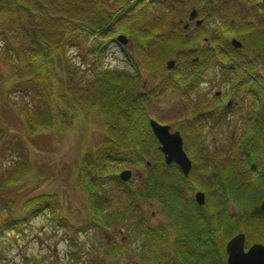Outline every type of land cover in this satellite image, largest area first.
<instances>
[{
  "label": "trees",
  "instance_id": "obj_1",
  "mask_svg": "<svg viewBox=\"0 0 264 264\" xmlns=\"http://www.w3.org/2000/svg\"><path fill=\"white\" fill-rule=\"evenodd\" d=\"M197 3V19L202 20V24H193L192 29L184 30L180 20L186 17V7L192 5L189 0H112L111 5L106 0H0V32L5 43L1 55L8 60L12 76L9 85L0 90V96L8 99L10 94L18 93L30 98L32 107H23L20 111L32 134L48 127L62 129L66 119H73L78 109L92 112L103 128L100 146L82 156L76 176L78 184L90 195L92 207L100 214L99 219L88 223L91 226L100 223L102 228L110 229L130 214L141 213L139 206L142 203L153 201L166 218V223L158 229L167 228L161 233L162 237L168 236L174 232V223L181 219L179 212H207L206 205L198 206L194 202L193 189L205 191L206 197L208 194L209 198L212 197V210L219 212L218 217L213 216V226L216 220L220 222L223 219L220 214L228 210L231 200L245 217H249L248 211H254L259 219L264 185L251 183L246 189L232 185V177L226 174L224 178L221 173L225 164L236 166L231 158L227 156L224 164H214L210 151L204 145L194 143L203 138L202 130L209 123L214 128L226 125L230 129L231 121L225 117L229 110L199 96L192 99V93L197 95L205 72L215 64L227 76L235 74L232 83L238 94L245 91L253 98L259 94V100L264 101V76L255 71L258 63H264V16H260L258 11L264 10V2L199 0ZM219 12L229 17L211 28L208 20ZM4 18L8 19L10 26L4 25ZM9 28L20 42L18 51L24 57L23 63L19 62L20 55V60L11 56L10 51L14 49L5 35ZM116 30L130 35L134 41L133 50L139 68L131 55L129 62L136 71L135 76L123 71H99L84 62L89 52L103 54L105 46L101 39ZM89 34L98 40L85 51V55L80 54L83 67L80 70L66 52L67 48L79 46L82 35ZM227 36L237 38L241 48H233ZM170 59L175 61V65L172 70H167L165 65ZM83 63L87 64L86 68ZM89 69L92 77L84 78L85 71ZM142 72L152 85L148 93L142 89ZM2 81L0 76V85ZM168 90L176 91L181 101L191 106L189 115L174 126V131H178L182 138L186 154L195 164L187 178L174 163H164L148 123L153 117L151 110L154 112L157 107L159 95ZM239 106V100L233 101L230 109L235 112ZM262 112V115L257 112L255 118L253 115V122L243 123L248 133L235 145L236 151L242 152L246 158L245 166L256 173L254 179L257 181L264 180L261 167L264 159ZM129 165L144 172L135 190L130 188L131 182L122 183L116 174ZM209 167L212 171L206 174L205 169ZM29 169L28 160L17 162L2 185L7 187L9 183L19 182ZM185 179L193 180L191 187L184 183ZM109 180L118 187L119 195L114 201L103 190ZM43 211L52 214L59 227L72 232L69 233L71 240L81 229H74L62 218L61 204L56 195L43 193L25 200L19 215L11 213L0 222V243L9 232L23 234L26 226ZM139 218L138 224L145 229L144 246L151 259L146 264H171L172 253L169 250L163 252L160 234L158 239V233L148 228L142 213ZM240 220V217L235 221L225 218V226L229 228L227 235L233 234L237 226L248 229L246 227L250 226L251 220L245 225ZM216 232L213 242L220 245L221 235L217 236ZM116 249H113V254H116ZM142 253H145L143 248ZM201 256L206 257L202 251ZM161 260H165L164 263H159Z\"/></svg>",
  "mask_w": 264,
  "mask_h": 264
},
{
  "label": "rangeland",
  "instance_id": "obj_2",
  "mask_svg": "<svg viewBox=\"0 0 264 264\" xmlns=\"http://www.w3.org/2000/svg\"><path fill=\"white\" fill-rule=\"evenodd\" d=\"M106 1L108 5H111L112 0ZM197 1L199 0H189V3L192 5L186 7V17L180 20L183 29L184 25H187L186 29H192L193 24L197 26L196 21L200 20L197 19V15L194 20L190 21L188 19L191 10H196L197 8ZM258 11L260 16H264V10ZM228 17L223 12H219L213 15L212 20H208L209 22L207 24L212 28L216 23H221L220 21L225 22ZM2 21L5 26H10L7 18L2 19ZM5 35L11 47L14 49V51H10L11 56L14 60H20V55L22 58L19 62L23 63L24 57L18 51L19 40L13 37L10 28L6 30ZM119 35L125 38L123 44L115 40L116 36ZM129 36L121 30L109 32L108 35L101 39L103 45L106 46V52L101 55L95 51L89 52V55L85 56L86 60L84 62L89 63L90 66H94L99 71H123L135 76L136 71L129 62V55H131L138 68L139 64H137L133 50L134 41ZM227 39L229 41L234 39L240 43L234 36H227ZM96 40H98V37L95 35H82L79 39L78 47L67 48L66 54L69 55L72 63L74 62L80 66V70L83 67H81L82 60L79 54L85 55V51L92 48ZM112 45L118 49V55H116L119 60L112 54ZM4 49L5 43L3 35L0 32V76L3 77L0 90H3L5 85L8 86L12 80L10 64L1 55ZM82 66L86 68L87 64L83 63ZM220 70L224 71L215 64L209 66V69L205 72V78L208 84L202 87L198 86V93L197 95L195 92L192 93V99L196 100L198 96L201 97L199 93L201 94L206 90L211 94L209 99L213 96L212 103L221 106L231 96V93L235 97V102L240 101V106L235 112H227L225 115L226 120L231 121V124L228 126L230 129H227L226 125L214 128L209 123L202 130L203 138L198 143L197 141L194 143L204 145L210 151L214 164L221 162L224 164L227 156L231 158L230 161H233L236 166L233 168L229 164H225V168L222 167L221 173L224 178H226V174L232 177L234 182L229 180V183H233L232 185L243 186L242 189H246L248 184L251 183L252 185H264V180L257 181L254 179L257 177L256 173L250 167L245 166L246 158L242 156V152H237L235 147L236 144L240 143V139L245 138L248 133L244 124L253 122L251 118L257 112L260 115L263 114L264 101L259 100V94L254 97L257 101L245 91L238 94L237 89L233 87L232 83L235 80V74H228V78H232L229 82H224L221 80L222 77L220 75L222 74ZM255 71H257L259 76H264V63H258ZM80 73L82 72L80 71ZM84 74V78L92 77L90 69L85 71ZM142 76V89L148 93L152 88L151 82L143 72ZM215 92L221 93V97H215L213 95ZM158 99L157 107L154 112L151 110L150 113L153 116L152 119L160 124L168 125L170 132H173L175 124L182 122L189 115L191 106L181 101L177 92L173 90L163 92L159 95ZM23 107L28 109L32 107V102L29 97L22 96L18 93L10 94L8 99L0 96V222L11 215V213L13 215H19L21 213L22 203L25 200L35 195L46 193L54 194L59 199L62 218L74 229H81L72 237L73 240H71L69 239V233L72 232H68L59 227L54 220L55 217L48 211H43L26 226L23 234L7 233L5 239L0 243V264H144L143 259L145 264L150 263V254L144 246L145 235L143 234L145 229L138 224L140 221L139 215L141 213L144 215L145 223L149 229L158 233V239L159 234L161 238L162 233L167 229H162V227L158 229L160 225L166 222V218L162 214L160 207L153 201L142 203L139 206L141 213L134 212L130 214L127 219L120 220L110 229L102 228L100 223H98L99 225L95 223L93 226L88 224L91 220L95 221V219H99L100 214L92 207L89 199L90 195L78 184L76 176L82 156L86 152L96 150L101 144L103 128L94 119L95 117L92 112L87 113L84 110L78 109L73 119H66V125L62 129L61 127H48L32 134L20 111ZM249 114L250 121H247ZM231 132L234 133L233 138L230 134ZM182 147L184 150V144ZM190 147L192 150L194 149L193 145ZM195 157L196 159L198 158L196 154ZM26 160H28L30 169L24 179L16 183H9L7 187L5 184L2 185L16 163ZM189 160L191 162V169L185 178L195 168V164L192 163L190 158ZM262 163H264V159ZM150 166L148 164V167ZM126 169L130 170L132 175L124 183L131 182L130 188L135 190L140 182L139 180L144 176V172L140 168L136 169L131 165L122 170ZM122 170L116 174L118 175ZM210 171H212V167L205 169L206 174H209ZM226 171H229V173H226ZM191 180L185 179L184 183L186 182L191 187ZM194 184L197 186L196 182ZM207 187L209 186L205 188ZM103 190L111 195L112 201L116 200L119 195L118 187L113 180L107 181L103 186ZM242 191L246 192L245 190ZM197 192L203 193L204 204L202 206L206 205L207 212L210 216L207 219L214 224L213 216H217L219 212L212 210V197L209 198V194L206 197L205 191L196 189L191 191L192 196ZM231 201L228 210L220 214V217L223 219L220 222L216 220L212 232L208 230L204 220L201 224L202 218L200 219L198 216L196 218L197 224H193L196 228L201 227L200 229L205 233L203 237H206L208 234L212 236L217 231V236L221 235V238H219L222 239L220 241L221 246L228 239L226 235L229 228L225 226L226 217L234 221L237 217H240V221L244 225L247 221L251 220L248 228L250 235L254 237H258L261 233H264V223L257 218L254 211H248L247 214L249 217H245L244 212L237 204L234 205V202ZM191 222L194 223V220ZM84 226H88L89 228L85 229ZM242 230H244L242 226H237L235 227L234 233ZM142 248L145 250V253H142ZM113 249H116V254H113ZM184 250V248H181V251L184 252ZM170 253H172V258H170L172 259L171 264L178 260L182 262L186 261L177 249L174 250L173 248ZM164 261L161 260L159 263H164Z\"/></svg>",
  "mask_w": 264,
  "mask_h": 264
},
{
  "label": "flooded vegetation",
  "instance_id": "obj_3",
  "mask_svg": "<svg viewBox=\"0 0 264 264\" xmlns=\"http://www.w3.org/2000/svg\"><path fill=\"white\" fill-rule=\"evenodd\" d=\"M127 44H128V42H127ZM221 74H222V75H220V77H222L221 80H223L224 82H229V80H231V78H228V76L223 71H221ZM207 84H208V81L205 78L199 84V86L202 87V86H205ZM199 95H201L202 99H204L205 101L209 102V101L213 100V96L211 99H209L211 94L209 92H207L206 90L203 91L201 94L199 93ZM213 95L215 97L220 98L222 94L219 92H215ZM230 95L231 96L228 97L224 101V105H221V106L226 107L229 110L228 112H232V110L230 108L232 107V102L234 101V98H235L233 94L230 93ZM256 115L257 114H254V118ZM247 120H250V114H249V117ZM230 134L233 138L234 133L231 132ZM192 182H193V180H191V183ZM192 197L194 200V196H192ZM194 202H195V200H194ZM263 202H264V200H263ZM201 213H203V212H201ZM178 214L180 215L181 219L179 222L176 221V223H174L175 224V227H174L175 232H172V233L170 232L168 236L164 235L162 237V243L164 246L163 247L164 253L167 250L172 251L173 248H174V250L177 249V251L179 253L181 251V248L185 249L184 252L181 251L180 254L183 257V259L186 260L185 261L186 263L182 262L181 260H178L177 262H174L173 264H177V263H182V264H227L228 254L226 252V244L232 237H234L237 234H243L244 235V244H243L244 252H247L248 249L252 245H255V244H259V245L264 246V233H261L258 237H254V236L250 235L248 226L246 227V228H248L246 230L244 229L242 231H237V232L231 234L230 236L227 235L226 237L227 238L229 237V238L225 240V242L223 243L222 246L221 245H215L213 242V240H214L213 235L211 236L208 234V235H206V237H203V235L205 233L202 232V230L200 229L201 227L196 228L193 226V224L194 225L197 224L196 218L198 216L200 219L202 218L201 224L203 223V220H204V222L207 224L208 230H210L212 232L213 223H211L210 220L208 221V219H207V217H210L208 212L204 213V214H199L197 212L182 211V212H179ZM205 217H206V219H205ZM192 220H194V223L191 222ZM259 220L264 223V211L262 209H261V213L259 214ZM209 224H211L210 228H209ZM182 225H185V226H182ZM220 241H222V239H220ZM215 248H216V250L213 253V250ZM198 250H200V251L196 253V251H198ZM201 251H202L203 255L206 256L207 258H203L201 256ZM208 255H209V257H208ZM161 258H163V255H161Z\"/></svg>",
  "mask_w": 264,
  "mask_h": 264
},
{
  "label": "water",
  "instance_id": "obj_4",
  "mask_svg": "<svg viewBox=\"0 0 264 264\" xmlns=\"http://www.w3.org/2000/svg\"><path fill=\"white\" fill-rule=\"evenodd\" d=\"M197 15V11L195 9L191 10L188 15V19L194 20ZM201 20L196 21V25L199 26L201 24ZM187 28V25H184V29ZM115 40L119 43L123 44L125 42V38L123 36H116ZM230 44L234 48H240L241 44L234 40H230ZM196 60V59H195ZM175 65L174 60H169L166 63L167 70H172ZM149 127L154 138L158 142V150L163 155L164 163L166 165H170L174 163L181 173L184 176H187L191 169V162L187 157L186 153L183 150L182 138L178 131L170 132L168 125H161L157 123L155 120L150 119L148 121ZM262 172L264 174V163L262 165ZM132 173L130 170H122L118 174V179L121 182H126L130 179ZM195 203L198 206H202L204 204V195L201 192H197L194 195ZM261 209L264 211V202L261 205ZM244 244V235L237 234L232 237L226 244V252L228 254L227 264H264V246L255 244L252 245L247 252L243 250ZM182 264V263H177Z\"/></svg>",
  "mask_w": 264,
  "mask_h": 264
},
{
  "label": "bare ground",
  "instance_id": "obj_5",
  "mask_svg": "<svg viewBox=\"0 0 264 264\" xmlns=\"http://www.w3.org/2000/svg\"><path fill=\"white\" fill-rule=\"evenodd\" d=\"M111 51H112V54L116 57V59L119 60L118 57H117V55H118V49H117L114 45H112V49H111ZM103 52H106V46H105V49H104ZM110 54H111V53H110ZM116 54H117V55H116ZM79 55H80V54H79Z\"/></svg>",
  "mask_w": 264,
  "mask_h": 264
}]
</instances>
